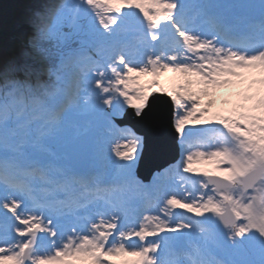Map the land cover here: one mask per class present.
I'll return each mask as SVG.
<instances>
[{
  "label": "snow or ice",
  "instance_id": "obj_1",
  "mask_svg": "<svg viewBox=\"0 0 264 264\" xmlns=\"http://www.w3.org/2000/svg\"><path fill=\"white\" fill-rule=\"evenodd\" d=\"M30 23L24 61L0 64V264H264V0H58ZM253 70L247 103L215 119L178 90L193 81L167 90V132L138 83L171 71L208 94ZM126 105L142 134L116 123ZM204 157L218 170L187 175Z\"/></svg>",
  "mask_w": 264,
  "mask_h": 264
},
{
  "label": "rangeland",
  "instance_id": "obj_2",
  "mask_svg": "<svg viewBox=\"0 0 264 264\" xmlns=\"http://www.w3.org/2000/svg\"><path fill=\"white\" fill-rule=\"evenodd\" d=\"M14 2L21 3L20 0H13ZM138 12V10H135ZM143 19L142 14H139L137 17H133L132 24L133 26H139L140 21ZM20 26L22 29V34L26 38L21 40L17 37L19 34L16 32H7L5 30H0V59L4 58L5 54L13 55L20 50L30 51V44L29 40L33 34V28L29 21H22L20 22ZM260 75L258 70L253 71H246L243 78H236L233 77L232 79L236 81L235 83L223 85L215 89H209L208 94H204L201 92L202 85L196 83V77L194 76H185L184 74L171 72V71H164L161 72L158 77H152L150 75H140L138 77V83L143 85L144 91L155 90L156 88L163 87L167 93V90H172L176 88L177 85L184 84L185 81L191 80L193 81L191 84H187L185 88H179L178 90L181 91L182 94H186L188 91L196 93L200 97V106L208 108V112L205 113L206 119H215L218 115L221 114H230V111L235 109L238 105L242 103H247L244 101L243 96L246 92L249 91L250 81L253 77L258 78ZM152 79H157L159 81L158 84H153L149 87V82ZM261 85L259 84H252L251 89L257 90L260 89ZM130 95L132 93L130 92ZM123 99V98H121ZM127 106V105H126ZM125 106V107H126ZM116 123L120 127H127L130 126L126 123L120 124L116 121ZM131 129V128H130ZM180 158V155L178 159ZM177 159V160H178ZM89 161L88 169H92L95 165L96 170L99 169V163ZM192 167L197 170L195 173H189L187 175H198L202 174L204 171L214 172L218 169L215 167L214 161L211 159L204 157L194 159L192 162ZM86 170V171H87ZM148 181H145L147 183ZM177 192H182L178 186L176 188ZM181 212H186V210L180 209ZM137 216V220L135 223H139V219L142 217V212L138 209L135 213ZM187 215H194V213H186ZM150 238V237H148ZM107 260L114 261L115 264H125V262L132 261L136 259V257L130 255H119V256H109L105 257Z\"/></svg>",
  "mask_w": 264,
  "mask_h": 264
},
{
  "label": "water",
  "instance_id": "obj_3",
  "mask_svg": "<svg viewBox=\"0 0 264 264\" xmlns=\"http://www.w3.org/2000/svg\"><path fill=\"white\" fill-rule=\"evenodd\" d=\"M149 99L152 102V108L154 113H162L165 121V131L167 132V122L171 119L173 113V105L171 104V99L167 93L151 91ZM121 123L130 124L133 129L142 134L145 131V123L140 121L134 116V110L129 106L125 109L123 117L118 119ZM169 140L171 141V135L169 133ZM178 146L175 143L172 144L171 149L164 157L168 162H173L178 157ZM161 163V158L156 156L153 152L148 151L144 154L142 160L138 163L136 168V173L142 179L145 177H150L152 171L155 170V166ZM74 165L77 169L84 171L88 165V159L78 158L74 161Z\"/></svg>",
  "mask_w": 264,
  "mask_h": 264
},
{
  "label": "trees",
  "instance_id": "obj_4",
  "mask_svg": "<svg viewBox=\"0 0 264 264\" xmlns=\"http://www.w3.org/2000/svg\"><path fill=\"white\" fill-rule=\"evenodd\" d=\"M21 3L13 0H0V30L7 32H16L20 37H23L22 27L20 22L29 21L33 12L42 9L46 5L57 3L58 0H20ZM27 50H20L13 55L5 54L3 59H0V64L10 59H16L23 62L26 58Z\"/></svg>",
  "mask_w": 264,
  "mask_h": 264
},
{
  "label": "bare ground",
  "instance_id": "obj_5",
  "mask_svg": "<svg viewBox=\"0 0 264 264\" xmlns=\"http://www.w3.org/2000/svg\"><path fill=\"white\" fill-rule=\"evenodd\" d=\"M133 217H134V215H133ZM67 227H69V226H67Z\"/></svg>",
  "mask_w": 264,
  "mask_h": 264
}]
</instances>
